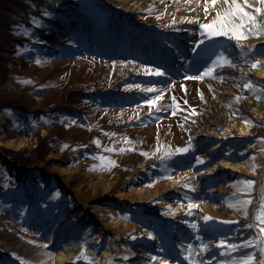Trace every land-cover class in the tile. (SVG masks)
I'll return each mask as SVG.
<instances>
[{
	"label": "rangeland",
	"instance_id": "obj_1",
	"mask_svg": "<svg viewBox=\"0 0 264 264\" xmlns=\"http://www.w3.org/2000/svg\"><path fill=\"white\" fill-rule=\"evenodd\" d=\"M252 1L260 6L259 0ZM54 2L60 6L58 15L47 9ZM139 10L125 17L123 7L116 0H0V177H5L6 165H16L15 154H10L14 152L19 163L15 180L20 178L24 185L11 213L0 208L3 249L0 264H123L146 260L132 253L121 262L116 260L129 248L127 243L135 239L123 237L121 229L117 235L122 236L113 237L112 223L117 220L138 225V219L150 224V219L143 215L147 209L153 213V206L173 204L181 196L185 203L182 213L171 217L163 214L166 219H161L165 225L180 221L182 226H189L186 227L189 235L179 240V254L168 242L162 243L161 250L152 255L158 264H161L158 255L165 257L166 264H240L250 255H255V264H264V245L259 241L263 234L256 226L257 210L264 196V143L259 142L264 139V80H258L253 72L262 66L253 67V64L264 52V27L251 25V31L247 28L244 31L247 38L242 40L231 35L209 36L219 37V44L227 45L231 51L229 57L225 48L220 47L208 68L211 74H205V68L199 77L177 79L162 90L155 88L150 92L154 88L148 83L155 76L150 74H156L154 70L160 68L158 57L173 55L181 59L179 51L176 52L178 44L191 49L196 44L199 55L203 50L210 51L205 46L210 38L200 25L212 20L199 19L183 25L159 20L165 13L160 8L153 12L158 19L148 24L136 16L149 13L148 8ZM246 10L253 12L264 26V12L256 13L254 7ZM37 12L47 15V21L39 18ZM233 20L239 23L238 16ZM184 28L189 37L172 41ZM256 31L260 35L252 34ZM117 38L121 43L127 40L130 50L115 58L103 49L114 46ZM249 39L260 41L246 42ZM136 51L139 53L134 54ZM222 57L231 63H225ZM7 59L14 62L7 65ZM213 72L220 75L216 78ZM190 77L194 79L188 84L184 82L183 92L175 89L176 81ZM248 77L261 90L245 89L246 84H253L242 83ZM213 79L234 87L227 99L220 92L221 103L227 110L220 118L198 125L185 138H173V126L189 130L192 124L196 127L200 123L199 111H207L202 99V95L206 96L200 94L202 84L207 87ZM213 90L219 92L218 88ZM133 92L141 96L134 105L116 101L115 95ZM154 96L159 98L152 105L143 106V101ZM115 108L118 110H109ZM238 118L251 121L246 134L239 128H231V122ZM142 123H155L156 127L140 137L131 135L127 127ZM217 139L224 142L216 156L210 158L203 149ZM178 147L187 150L176 152ZM240 159H248L244 169L221 164ZM27 160L28 165H20ZM61 168L70 170L69 174L62 175ZM95 172L102 184L93 190L84 177L89 178ZM177 174L178 178L166 189L147 192L156 182ZM131 175L147 184L144 193L149 198L142 208L139 203H132L135 208L130 212L124 206H117L115 200L122 198L111 186L128 188L132 184ZM29 177L39 178L35 183H40L43 191L39 208L30 221L22 215L36 187L25 183ZM246 181L255 183L249 186ZM48 185L53 186L50 191ZM211 186L222 187L214 192V200L207 193ZM81 199H87L88 205ZM249 200L251 203H246ZM203 204H212L225 213L213 216ZM240 211L244 219L239 218ZM78 219L81 223L73 239L70 234ZM212 219L234 228L246 225L248 231L236 248L226 242L222 246L221 232L210 231ZM199 224L204 226L199 228ZM155 228V225L151 227V240L146 242V247L156 239ZM65 247L73 248L72 256L60 263L53 262V255ZM105 251H113L115 259L104 263Z\"/></svg>",
	"mask_w": 264,
	"mask_h": 264
},
{
	"label": "bare ground",
	"instance_id": "obj_2",
	"mask_svg": "<svg viewBox=\"0 0 264 264\" xmlns=\"http://www.w3.org/2000/svg\"><path fill=\"white\" fill-rule=\"evenodd\" d=\"M122 7H123V12L122 15L123 16H130V13L135 12V11H141L142 8H148L149 13L144 12V13H137L136 16L137 17H142L144 18V20L147 21V23L149 24V22L151 23L152 20L158 19L159 16L155 15V11L159 10L160 8H164L165 13H162L159 20H163V19H167L169 22H175V23H181V25H183L184 23H190V22H194L196 20H203V21H210L213 20L215 18L216 13L219 11L221 13H223V11L229 7L228 4H225L224 0H216L215 4H211L209 3L207 5V7H205V0H116ZM239 3H243V0H239ZM249 3L254 5L255 7H257L254 4V1L249 0ZM254 7V8H255ZM154 12V13H153ZM205 12H207V15H205ZM262 18L264 19V14H262ZM144 20L142 19L141 22H144ZM128 21V20H126ZM130 22V20L128 21ZM187 26V25H186ZM186 29H182V31L180 32L179 36H176L174 38H171L172 41H177V40H186L185 38L189 37V34L185 33ZM180 35H183L180 37ZM185 37V38H184ZM260 40L258 39H249L246 42L251 43L253 42L254 44L259 42ZM128 41H123L121 43V39L116 40V44L114 46H107L104 47V52H107L108 55L112 54V57H119L122 54H126L128 51L130 50V44L127 43ZM181 43V42H180ZM190 49V48H189ZM191 50V49H190ZM103 52V53H104ZM139 53V51H136L134 54ZM115 55V56H114ZM259 61L262 63V66L260 68H255L253 70L254 75L256 76V78L258 80H264V52L263 54H261L259 56ZM136 65V64H135ZM137 67H140L139 65H136ZM194 78H189V79H185L182 81H176L175 82V89L179 90L181 92H183L184 88V82H186L187 84L192 81ZM118 87V86H117ZM218 88L219 92H215L213 89ZM220 92H223V95L225 96V98H229L233 92H234V87L227 84V83H221L219 80H211V82L208 83V86L206 87L205 84H202V92L200 91V94H204L206 96V98H204V96L202 95V99H204V104H203V108H205L207 111L202 112L199 111V118H200V123H197V125L195 124L196 127H192L191 129H189L188 131H186V129H182V128H178L176 126H173L171 129V136L175 139H182L186 137V133L193 131L197 128L198 125L203 124L207 121H209L210 119H217L220 118V116L222 115L223 111H226V107L224 105H222L223 103H221V95ZM226 101V100H225ZM146 103L143 104V106ZM149 107V106H148ZM111 111H116L118 110V108L115 109H109ZM142 110H146V108H143ZM125 119H128V116L125 117ZM165 118L162 120L164 121ZM129 127V126H128ZM129 130H131V135H135L137 137H140L139 135L144 132H148L151 129H153L154 127H156L155 123H142L136 126H130L131 128H128ZM249 125L248 123H246V121L242 120V119H235L231 122V128H239L240 132L243 134H246L249 130ZM149 136H147L148 138ZM219 137V136H218ZM206 141H203L202 143H204ZM224 142V140H215L212 144H210L209 148H204L203 153L205 155H207L210 158H213L214 156H216L218 150L222 147V143ZM52 154V153H51ZM248 159H240L238 162H234L231 163L229 161H223L221 164H223L224 166L227 167H231V168H235V169H244L246 163H247ZM213 170V169H212ZM62 173V175H64V173L69 174L70 170L66 169V168H61L60 169ZM209 171H211V169H209ZM230 173L232 174V171H230ZM90 177L87 178L86 176L84 177V179H86L88 181L89 184L92 185L93 190L96 189V187H98L101 183V179H100V175L98 173H94L93 175H89ZM178 174L175 175L174 177H172V179H168L165 181H161V182H156L154 184V186L151 188L150 191L147 192H152L155 193L157 192L159 189H166L167 186L169 185L170 182L175 181V178H178ZM131 181L132 184L122 190L121 186L118 185H114L111 186V189L113 191H119V195H121V198L119 201H116V204L118 207H126V209H129L128 211H132L134 210L135 206L131 205L132 203H139L140 207L142 208L144 206L145 201L149 198V196L144 193V190L147 187V184H143L137 181L136 176L131 175ZM139 178V177H138ZM174 183V182H173ZM109 186V185H108ZM211 189L208 190L207 193L211 194L210 198L211 200H214V192L215 191H220L219 187H209ZM121 190V191H120ZM147 195V196H146ZM125 198V199H124ZM183 196H181V199H175L174 203H166V204H157L158 206H153V210L151 213L148 209L145 211V214H143L145 216L146 220H149L151 223L150 224H143L140 222V220L138 221V219H136L137 222H139V224H130L124 221H120L117 222V220H114L113 224V237H121L122 235H117V233L119 232L118 229L124 230L121 231L124 233L123 237H134V241L133 243H131L132 241H130L127 243V247L124 250V252L122 254H120V258H117L116 260H118L119 262H121V260H123L125 257H128V254H133V255H141L143 257L146 258L142 259L140 262H130V261H125L123 264H158L156 262V260L154 258H152V255H155L153 253L158 252L160 249V243L161 241H166V239H171L172 241V245L174 246H178V241L180 238V235H177L179 233V231H181L180 228L176 227V225H180L177 222H175L174 226L172 225H165L164 223H162V219L161 218H165L164 216H162L163 214L165 215H169V217H171L172 215H179L182 213V210L185 206V203H183ZM81 201H83V204L88 205L87 204V199L83 200L81 199ZM158 202H162L161 200ZM163 203V202H162ZM199 205V203H198ZM204 205V204H203ZM201 206V205H200ZM204 209L208 212H211L213 214V216L219 215V214H224V211H220L219 209H217L216 207L212 206V204L209 205H204ZM242 209V207H240V210ZM240 219H244L245 215H242L243 212L240 211ZM149 218V219H148ZM100 221V219H99ZM155 222V223H154ZM233 223H236L235 221H232ZM80 223H81V219H78L77 223L75 224L74 228L71 230V234L70 236L74 239L76 237V232L78 231L79 227H80ZM157 225V234L154 233V237L156 239H154L153 243H149V246L146 247V242H150L151 239H149L150 235L149 233L152 231L151 227H153V225ZM145 228H142V226ZM82 226V225H81ZM204 224L200 225L199 224V228L203 227ZM210 227V231L214 230V231H220L221 232V238H219V240H222L226 243H230L231 245H238L240 242V240H242L245 236V231H248L247 226L246 225H239L238 228H234L233 225H221L220 223H218V221H214V219L211 220V226ZM154 231V230H153ZM177 236H176V235ZM211 234V233H210ZM133 235V236H132ZM147 236V237H146ZM145 240V242L143 241ZM127 241V240H125ZM134 245L133 248L130 247V245ZM151 246V247H150ZM111 249L112 247L109 246ZM149 247V248H148ZM214 246L212 245V248ZM70 249V247H65L62 248L60 250H58L53 256V262H62L65 261L67 259H69L72 256V251ZM105 249L107 250V247H105ZM157 255V254H156ZM123 256V257H122ZM154 257V256H153ZM158 258L160 259L159 262H162L165 260V257L162 255H158ZM114 253L109 252V251H105L104 255H103V261L104 263L108 260H114ZM148 261V262H147ZM233 263V262H232ZM230 263V264H232Z\"/></svg>",
	"mask_w": 264,
	"mask_h": 264
},
{
	"label": "snow or ice",
	"instance_id": "obj_3",
	"mask_svg": "<svg viewBox=\"0 0 264 264\" xmlns=\"http://www.w3.org/2000/svg\"><path fill=\"white\" fill-rule=\"evenodd\" d=\"M225 4H228L229 7L226 8L223 13L217 12L216 17L214 20L210 21L209 23H201L200 27L202 29H205L209 36H228L231 35L235 37L237 40L246 39L247 37L244 35V31L247 28V30L251 31V25H256L257 28L264 27L259 24L257 21L256 15L253 14V12L247 11V8H253L254 5L249 3V0H243V4L246 6H242L239 3V0H224ZM215 4L216 0H205V7L207 5ZM259 7H255L256 13L264 12V0H259ZM48 14V13H45ZM205 15H207V12H205ZM238 16L239 17V23L235 22L233 20V17ZM38 22V21H37ZM254 35H260L259 31L253 32ZM222 59L225 61V63H231V61L227 60L226 57H222ZM38 62V61H37ZM257 64L254 63L253 67H256ZM151 71V69H149ZM156 73H161L160 68H156L154 70ZM211 69H206L205 74H211ZM155 87V86H153ZM245 87H251V84H246ZM159 97L154 96L151 99L143 101V103L152 105L155 100H157ZM239 99V97H237ZM175 103V100H174ZM246 123H251V121H246ZM186 148H180L178 147L176 149V152H184L186 151ZM100 159H105L104 157H100ZM110 163H114V161H110ZM246 183L251 186L255 182L254 181H246ZM264 199V198H262ZM246 203H251V201H247ZM189 206L191 207V203H189ZM205 219H209V217H205ZM256 220L259 221V223L256 225L260 228V231L264 233V203L258 208L257 210V216ZM193 226H195V222H193ZM252 225H249L251 227ZM151 235V233H149ZM260 244L264 245V235H261L259 237ZM224 241H221V245H224ZM233 248H236V245H232ZM79 258V257H78ZM256 257L255 255L247 256L245 259H243L240 264H255ZM161 264H166V262H161Z\"/></svg>",
	"mask_w": 264,
	"mask_h": 264
},
{
	"label": "trees",
	"instance_id": "obj_4",
	"mask_svg": "<svg viewBox=\"0 0 264 264\" xmlns=\"http://www.w3.org/2000/svg\"><path fill=\"white\" fill-rule=\"evenodd\" d=\"M57 4L58 3L54 2L53 4L48 5V7H47L48 11L52 12L54 14L56 13V15L60 14V12H61L60 6ZM36 14H39L38 15L39 18L47 21V18H48L47 15H42V13H38V12ZM6 41L11 45L13 44V42L10 39H9V41L8 40H6ZM12 62H14V61H12L11 59H7V61H6L7 65L12 64ZM13 108H14V111L17 110L15 106H13ZM10 154H15L13 156V158L15 160L16 165H19V163H17L18 159H17V157H15L17 155V153L11 152ZM27 162H28V160L22 161V163H20V165L21 164L28 165V164H26ZM16 165L12 166V163H10L9 165H6L5 177L2 179L0 177V208L2 211H9L10 212V210H13L14 209L13 204L16 202V201L14 202V200L16 199V197H19V194L22 191V183L20 184V181L15 180ZM3 179H6V180H3ZM8 180L10 183L13 182L11 184H8L9 186L6 183V182H8ZM14 180H15V182H14ZM22 215H23V219H24V217L25 218L28 217V220H29V218H31L34 215V212H30V210H29V215H28V208H27V211ZM23 219H22V222L23 221L25 222V220H23ZM0 250H3V249L0 247Z\"/></svg>",
	"mask_w": 264,
	"mask_h": 264
}]
</instances>
